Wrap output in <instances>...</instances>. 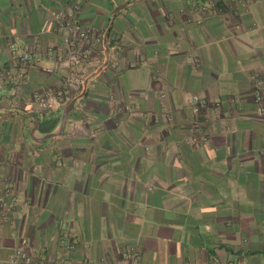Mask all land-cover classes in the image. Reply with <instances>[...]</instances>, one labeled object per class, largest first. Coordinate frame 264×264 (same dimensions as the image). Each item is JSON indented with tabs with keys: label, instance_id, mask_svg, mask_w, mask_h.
I'll list each match as a JSON object with an SVG mask.
<instances>
[{
	"label": "crops",
	"instance_id": "0c3cea01",
	"mask_svg": "<svg viewBox=\"0 0 264 264\" xmlns=\"http://www.w3.org/2000/svg\"><path fill=\"white\" fill-rule=\"evenodd\" d=\"M60 14L98 40L62 131L66 106L39 107L67 74ZM17 73L13 106L0 90V193L19 202L0 264H132L130 247L137 264H264V0H0V74Z\"/></svg>",
	"mask_w": 264,
	"mask_h": 264
},
{
	"label": "built area",
	"instance_id": "2783aa9c",
	"mask_svg": "<svg viewBox=\"0 0 264 264\" xmlns=\"http://www.w3.org/2000/svg\"><path fill=\"white\" fill-rule=\"evenodd\" d=\"M209 8L216 10L215 3H210ZM202 10H205L202 8ZM57 20L60 21L59 32L62 39V55L55 58V65L58 69H66L67 74L64 77L62 84L55 90L47 93L43 98L39 100V107L42 111L49 112L58 108L66 106L73 98L74 91L79 89L83 81L81 70L84 66L88 65L92 54L95 52L98 40L92 30L84 28L77 23L71 16H65L60 14L57 16ZM51 54V51H49ZM21 63H27L30 60L29 53L24 51L19 58ZM26 77L23 73L12 74H0V90L4 85L9 84L10 89L8 92V105H14L15 97L18 93L19 87L24 84ZM254 102L262 107V92L259 84L256 85L253 92ZM192 103L203 107L206 105V101L194 96ZM1 110V109H0ZM196 126L192 127L191 136L188 139V143L197 144L198 138L196 135ZM204 140V139H203ZM8 198V201L6 200ZM19 202L15 194L10 187H7L0 193V212L3 214H10L15 212L18 208ZM71 244L64 246L66 251L70 250ZM124 260L137 264L138 251L133 248H127L123 253ZM45 261V254L39 253L36 257L27 254L22 250L14 251L9 259V264H39V262ZM50 264H89L86 262L72 263L68 259L52 260ZM217 264H243L239 259L232 258L223 263Z\"/></svg>",
	"mask_w": 264,
	"mask_h": 264
},
{
	"label": "water",
	"instance_id": "95a60500",
	"mask_svg": "<svg viewBox=\"0 0 264 264\" xmlns=\"http://www.w3.org/2000/svg\"><path fill=\"white\" fill-rule=\"evenodd\" d=\"M75 101H72L71 103H69L68 105H66V107L63 109L62 111V117H61V125H60V131L63 130L64 125L66 123L68 114L70 112V110L72 109L73 105H74Z\"/></svg>",
	"mask_w": 264,
	"mask_h": 264
}]
</instances>
